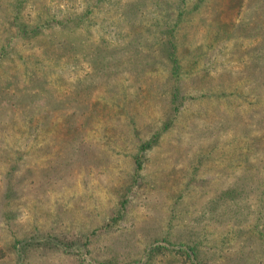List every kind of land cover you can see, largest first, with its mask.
<instances>
[{"label":"rangeland","instance_id":"374dc122","mask_svg":"<svg viewBox=\"0 0 264 264\" xmlns=\"http://www.w3.org/2000/svg\"><path fill=\"white\" fill-rule=\"evenodd\" d=\"M257 138L264 0H0V264H264Z\"/></svg>","mask_w":264,"mask_h":264},{"label":"trees","instance_id":"16d2710c","mask_svg":"<svg viewBox=\"0 0 264 264\" xmlns=\"http://www.w3.org/2000/svg\"><path fill=\"white\" fill-rule=\"evenodd\" d=\"M183 2V1H182ZM141 9H142V3L141 2H139L138 1V4L135 6V7H131L130 8V13H135V14H137V12H139V11H141ZM220 26L222 27V26H224V28L225 29H228L229 28V31H230V27H229V25H227V24H224V23H222V25L220 24ZM229 31H227V32H229ZM240 37V36H239ZM97 61H98V59H97ZM99 62H101V65H102V63L106 66V64H108V62H109V58H106V57H104V58H102L101 60L99 59ZM148 63V65L150 64L149 63V60H141V65H143V64H147ZM98 65H100L99 63H98ZM100 65V66H101ZM200 113H205L204 112V110H202V109H200V110H198L195 114H193V117H196V116H198V114H200ZM237 115H239L238 113H237ZM198 119V118H197ZM198 121L200 122V119H198ZM245 125V124H244ZM243 125V126H244ZM219 129V128H218ZM199 130H200V128H199ZM222 130H220L219 132H221ZM204 133L207 137H212V136H215L217 133H216V126L214 125V123L212 122V121H203V124L201 125V131H200V133ZM222 135H224L225 134V132H223V133H221ZM218 135V134H217ZM197 136H195V138H196ZM256 140V139H255ZM257 140L258 141H260L261 143H259V145H257L256 143H255V145H254V149L253 150H255L256 148V150H255V152L257 153V155H260V158H259V160H260V163H261V165H260V167H262L263 169H264V143H263V140H261L260 138H257ZM211 147H215L216 148V146H214V143H213V141H212V143H210V144H206L204 147L203 146H200L199 148H202V151H200V149H196L195 151L197 152V151H200L199 152V158H202V159H204V158H206V157H208V155H209V151H205V150H209ZM204 148H206L205 150H204ZM213 148H211V149H213ZM196 157H194V158H192V159H195ZM191 160V159H190ZM188 166H185V168H187ZM262 169V170H263ZM256 170L258 171V169L256 168ZM191 173V172H190ZM192 174V173H191ZM229 175L228 174H226L225 176H223L222 178L223 179H225V178H229V179H232L234 182H244V183H249V185L252 183V182H257V181H259V178H260V176H258V175H256V173H247V174H242V175H239V176H236V178H233V177H228ZM253 189V188H252ZM251 189V190H252ZM160 191L162 192V190H161V188H160ZM166 191V194H165V197H169V195L171 194V196H172V193H170L171 191H169V190H165ZM250 193V190L249 191H246L245 193H241L240 194V196H246V195H248ZM170 208H171V206H170ZM212 208H207V212H205V214L207 213V217H206V219H205V221L207 220V221H209V219H212L213 218V212L211 211H209V210H211ZM171 210V215H173V213H174V211L172 210V208L170 209ZM208 212H209V214H208ZM214 220H216V219H214ZM222 221H224V219H222ZM242 222H246V218H245V221L244 220H241ZM205 224V223H204ZM247 223H243V225L240 227V228H237V229H241V231H245V234H246V231L250 228V227H252V226H250V224H248V225H246ZM255 230L256 231H258V232H260V236H262V237H264V235H263V233H264V229L263 228H260V226L259 225H256L255 226V229H254V226H253V228H252V231H251V235H256L257 233L255 232ZM258 235V236H259ZM175 251H181L182 253H184L185 255H186V257L188 258V260H192L193 262H196L197 260H199V259H195L194 257H193V254L191 253V251H187V250H181V248L179 249H176ZM195 254H196V251H195ZM198 263H202V262H199L198 261Z\"/></svg>","mask_w":264,"mask_h":264}]
</instances>
